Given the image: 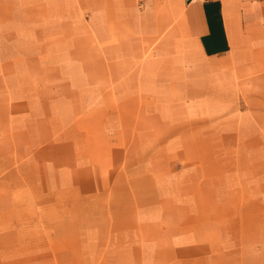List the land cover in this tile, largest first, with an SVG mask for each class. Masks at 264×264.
Segmentation results:
<instances>
[{
    "label": "rangeland",
    "instance_id": "obj_1",
    "mask_svg": "<svg viewBox=\"0 0 264 264\" xmlns=\"http://www.w3.org/2000/svg\"><path fill=\"white\" fill-rule=\"evenodd\" d=\"M125 5L0 0V264H264V104Z\"/></svg>",
    "mask_w": 264,
    "mask_h": 264
},
{
    "label": "crops",
    "instance_id": "obj_2",
    "mask_svg": "<svg viewBox=\"0 0 264 264\" xmlns=\"http://www.w3.org/2000/svg\"><path fill=\"white\" fill-rule=\"evenodd\" d=\"M111 3L113 8H122L126 3V10L142 4L140 13L163 25L164 30L169 28L163 40L173 49L170 58L177 69L176 81L182 79V72L187 73L196 89L197 82L215 87L219 81L237 76L238 88L249 87L254 91V99H259L256 104H264V0H111ZM163 51L166 52L165 48ZM165 55L159 61H164ZM164 69L158 66L157 72ZM150 72L148 68V79L155 82ZM164 78L159 75L158 82Z\"/></svg>",
    "mask_w": 264,
    "mask_h": 264
},
{
    "label": "bare ground",
    "instance_id": "obj_3",
    "mask_svg": "<svg viewBox=\"0 0 264 264\" xmlns=\"http://www.w3.org/2000/svg\"><path fill=\"white\" fill-rule=\"evenodd\" d=\"M220 63V62H219Z\"/></svg>",
    "mask_w": 264,
    "mask_h": 264
}]
</instances>
